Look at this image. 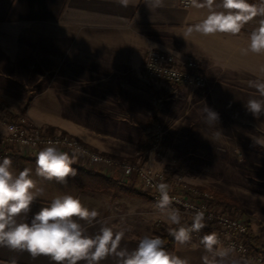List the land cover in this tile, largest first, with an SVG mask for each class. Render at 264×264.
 Instances as JSON below:
<instances>
[{"label": "crops", "instance_id": "obj_1", "mask_svg": "<svg viewBox=\"0 0 264 264\" xmlns=\"http://www.w3.org/2000/svg\"><path fill=\"white\" fill-rule=\"evenodd\" d=\"M246 2L257 11L245 14L248 18L240 22L238 32L206 33L201 26L209 17L237 10L226 8L224 0H191L188 6L179 0H129L127 7L116 0H0V80L6 85L12 80L14 85L16 77L8 70L22 67L26 81H34L23 87L35 88H26L27 99L37 106L30 105L28 115L39 119V124L46 119L93 150L132 154L150 130L152 119L166 134L170 151L171 133L186 134L184 129L190 126L203 133H222L224 118L237 125L255 118L246 104L250 99H264L254 87L264 82V50L252 51L251 37L264 22L260 12L264 7ZM150 48L178 59L197 60L204 86L171 87L147 81L142 63ZM205 106L219 114L216 124L206 122ZM246 124L253 127V122ZM11 159L15 172L31 168L32 178L44 189L31 206L29 221L52 198L70 194L97 209L100 223L122 231L120 247L132 250L142 237L155 236L154 223L166 216L149 199L80 190L71 177L63 184L43 180L35 174L36 157ZM165 160L149 162L159 166ZM99 226L90 228V233ZM173 254L190 264H203L202 257L210 256L193 241H175ZM12 261L55 264L45 255L33 257L26 251L0 247V264ZM100 264H117V258L110 255ZM221 264H264V254L239 257L229 250Z\"/></svg>", "mask_w": 264, "mask_h": 264}, {"label": "clouds", "instance_id": "obj_2", "mask_svg": "<svg viewBox=\"0 0 264 264\" xmlns=\"http://www.w3.org/2000/svg\"><path fill=\"white\" fill-rule=\"evenodd\" d=\"M116 2L122 7L129 4V0ZM224 6L237 11L235 14L209 17L201 26L204 32H238L240 22L248 18L245 14L255 15L257 11L246 0H224ZM260 12L264 13V8ZM251 49L254 52L264 50V22L252 34ZM254 87L264 97V82L255 83ZM246 108L259 118L264 114V99H250ZM204 112L207 123L218 122V113L207 106ZM260 143L264 144V141ZM80 155H83V151L79 147L69 153L49 141L36 155L35 174L46 181L67 183V178L77 175L73 165ZM12 165L13 161L9 157L0 160V247L26 251L33 257L45 255L55 264H100L110 255L117 258V264H190L188 259L169 252L159 236L142 237L132 250L121 248L124 233L100 223L97 209L85 206L78 197L70 194L52 198L29 221L27 217L31 206L44 195V189L32 178L31 168L26 167L17 173ZM157 191L160 198L156 207L172 225H181V212L172 207L173 198L169 195V186L160 183ZM205 221V211L194 210L190 225L170 229L169 234L178 243L187 244L192 240L193 233H199L207 226ZM97 224L100 225L98 231L90 233L89 229ZM200 243L211 256H203V264H221V260L229 254L227 248L221 247L222 242L215 232L202 236ZM11 264H15V261Z\"/></svg>", "mask_w": 264, "mask_h": 264}, {"label": "rangeland", "instance_id": "obj_3", "mask_svg": "<svg viewBox=\"0 0 264 264\" xmlns=\"http://www.w3.org/2000/svg\"><path fill=\"white\" fill-rule=\"evenodd\" d=\"M8 73H14L16 79L14 85L12 80L7 81L10 85L0 80V114H4L6 118L19 117L26 123L38 126L39 123L36 122L39 119L28 115V109L33 104L26 97L29 95L26 88L29 90H35V88L23 87V84L34 81H26L27 72L22 67L14 72L8 70ZM15 82L20 83L21 86H16ZM45 120L40 119V122L44 123H40L39 127L45 130L55 127L54 131L65 132ZM149 121L150 130L142 137L143 141L132 154H107L132 161L140 158L142 162L156 169L163 166L169 167L172 173L180 175L187 182L211 194L216 192L230 199L236 210L228 212L239 215L250 224L251 231L259 236L260 246L264 250V144L260 143L264 141V114L253 120H241L245 122L241 125L235 122L232 124L230 120L224 118L219 128L223 131L222 133H203L202 129L193 126L184 129L186 134L171 133L170 151H167V136L160 124L152 119ZM248 121L253 122V127H247ZM177 125L180 126V124ZM156 133L160 134L161 138L159 155L156 154L158 151L151 144ZM164 157L167 161L165 160L159 166H154L151 161L149 162V160H160ZM104 173L114 179H119L117 173ZM127 183L134 187L131 181ZM134 189L139 190L135 187ZM105 191L114 193L113 189H105ZM124 194L149 199L141 193ZM170 224L166 216H163L161 220L158 219L154 223L156 235H160L164 230L169 234L170 229L177 228V225L171 224L170 226Z\"/></svg>", "mask_w": 264, "mask_h": 264}, {"label": "built area", "instance_id": "obj_4", "mask_svg": "<svg viewBox=\"0 0 264 264\" xmlns=\"http://www.w3.org/2000/svg\"><path fill=\"white\" fill-rule=\"evenodd\" d=\"M191 0H179L182 6H188ZM143 77L151 82H164L171 87L188 86L201 88L205 84V76L200 63L193 58L178 59L173 54L150 48L146 51L142 63ZM151 144L160 154V134H155ZM51 141L62 151L69 153L75 147L83 151L76 165L86 168L95 167L102 172L117 173L124 182L131 181L133 186L145 194L152 202L159 200L157 185L166 183L169 195L173 198L172 207L180 209L181 225L188 226L192 222L194 210L205 211L206 227L199 233L192 234L195 244L200 243L202 236L215 232L222 245L239 257H251L262 253L251 251L247 237V221L237 214H232L213 205V196L209 191L187 182L180 175L172 173L169 167L153 168L142 162L120 159L107 153L96 152L69 133L45 129L26 123L19 117H4L0 114V159L4 157L34 158L37 153ZM150 142V141H149Z\"/></svg>", "mask_w": 264, "mask_h": 264}, {"label": "trees", "instance_id": "obj_5", "mask_svg": "<svg viewBox=\"0 0 264 264\" xmlns=\"http://www.w3.org/2000/svg\"><path fill=\"white\" fill-rule=\"evenodd\" d=\"M252 3L260 5L264 7V0H248ZM48 133H51L55 130V128L46 129ZM77 169V175L75 177H71L78 188L80 190L87 191H102L105 189H113L114 193H141V191L134 189L127 182L121 181L120 179H114L103 172L96 171L93 169L86 168L84 166L73 165ZM145 195V194H144ZM213 195V205L219 207L223 210L234 211L236 210L233 204H231V200L226 198L225 196L219 193H212ZM247 237L248 243L251 251L260 250L262 254H264V250L260 246L259 236L254 234L251 231L250 224L247 222ZM159 236L162 240H164L165 248L173 253L174 251V242L175 239L169 235L165 230ZM261 248V249H260Z\"/></svg>", "mask_w": 264, "mask_h": 264}]
</instances>
